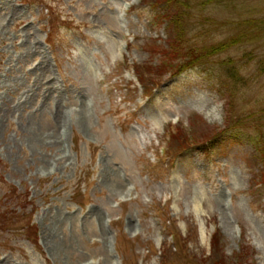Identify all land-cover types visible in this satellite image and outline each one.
<instances>
[{
	"label": "rangeland",
	"instance_id": "374dc122",
	"mask_svg": "<svg viewBox=\"0 0 264 264\" xmlns=\"http://www.w3.org/2000/svg\"><path fill=\"white\" fill-rule=\"evenodd\" d=\"M209 1L0 0V264H264V0Z\"/></svg>",
	"mask_w": 264,
	"mask_h": 264
},
{
	"label": "trees",
	"instance_id": "16d2710c",
	"mask_svg": "<svg viewBox=\"0 0 264 264\" xmlns=\"http://www.w3.org/2000/svg\"><path fill=\"white\" fill-rule=\"evenodd\" d=\"M164 1V0H163ZM217 2H215V1H209L208 2V4H214V3H219V2H221L222 0H216ZM164 5V2L162 3V6ZM161 6V7H162ZM184 10H186L185 8H183ZM182 12V14H183V11H181ZM256 38H258V36L256 37ZM249 39H251V37L249 36ZM187 63H189V60H188V62ZM218 232V231H217ZM219 239H218V235H217V233L214 235V237H213V249H215L214 247H215V245L217 244V241H218ZM246 240L243 238V240H242V242H241V244H240V252H239V255L240 256H242V257H240V256H238V264H243V261H244V259H246V260H248L249 258H250V255H251V253H250V251H251V247L249 248V246H246Z\"/></svg>",
	"mask_w": 264,
	"mask_h": 264
}]
</instances>
